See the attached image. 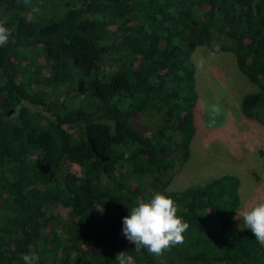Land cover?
Returning <instances> with one entry per match:
<instances>
[{"label":"trees","instance_id":"16d2710c","mask_svg":"<svg viewBox=\"0 0 264 264\" xmlns=\"http://www.w3.org/2000/svg\"><path fill=\"white\" fill-rule=\"evenodd\" d=\"M0 23L11 30L0 46V264H119L122 252L131 264H264V245L233 222L237 175L168 187L196 132L197 47L234 55L257 87L242 115L264 127V0H0ZM156 193L189 225L160 256L123 234L130 209Z\"/></svg>","mask_w":264,"mask_h":264},{"label":"rangeland","instance_id":"374dc122","mask_svg":"<svg viewBox=\"0 0 264 264\" xmlns=\"http://www.w3.org/2000/svg\"><path fill=\"white\" fill-rule=\"evenodd\" d=\"M190 59L198 94L194 110L196 132L190 143V157L174 174L169 189L204 185L229 173L240 178L239 210L264 203V127L246 120L240 107L243 95L256 91V85L237 67L229 51L212 53L199 46ZM64 90L71 96L78 88L67 84ZM67 103L74 105L76 101ZM211 105H217L220 114L210 126ZM161 112L150 118L161 119ZM142 122L151 128V124ZM234 217L233 222L239 226L242 220Z\"/></svg>","mask_w":264,"mask_h":264},{"label":"clouds","instance_id":"9594fccd","mask_svg":"<svg viewBox=\"0 0 264 264\" xmlns=\"http://www.w3.org/2000/svg\"><path fill=\"white\" fill-rule=\"evenodd\" d=\"M11 30L0 23V46H6ZM210 126L220 114L217 105L210 106ZM178 208L170 196L156 193L149 201L140 202L130 209L128 216L123 218V234L129 242L135 244L137 251L146 249L149 253L160 256L165 250L183 244V233L188 223L177 215ZM236 220H242L240 229H250L256 240L264 245V203H257L251 208L236 211ZM38 257L22 254L24 264H36ZM119 264H131V256L126 252L117 256Z\"/></svg>","mask_w":264,"mask_h":264},{"label":"water","instance_id":"95a60500","mask_svg":"<svg viewBox=\"0 0 264 264\" xmlns=\"http://www.w3.org/2000/svg\"><path fill=\"white\" fill-rule=\"evenodd\" d=\"M88 141L91 145V148L92 150L101 158L102 161H104L105 159H107L108 157L106 156H103L101 154H99L96 149H95V146H94V143L92 141V139L88 138ZM38 168L43 172V173H46V172H50L51 176L53 175V172H52V169H51V165L50 164H38Z\"/></svg>","mask_w":264,"mask_h":264},{"label":"flooded vegetation","instance_id":"af4514ba","mask_svg":"<svg viewBox=\"0 0 264 264\" xmlns=\"http://www.w3.org/2000/svg\"><path fill=\"white\" fill-rule=\"evenodd\" d=\"M15 111V108H11V109H9V111H8V113L7 114H11V113H13ZM47 164V163H46ZM53 172V171H52ZM46 173H49L50 174V172H46ZM50 176H51V174H50ZM52 176H54V172H53V175ZM51 176V177H52Z\"/></svg>","mask_w":264,"mask_h":264}]
</instances>
